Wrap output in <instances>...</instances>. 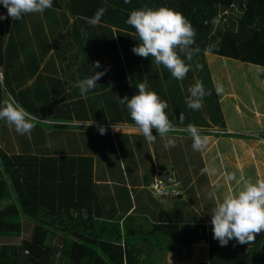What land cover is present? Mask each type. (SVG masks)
<instances>
[{"label":"crops","instance_id":"1","mask_svg":"<svg viewBox=\"0 0 264 264\" xmlns=\"http://www.w3.org/2000/svg\"><path fill=\"white\" fill-rule=\"evenodd\" d=\"M57 12L60 13L58 10ZM64 18L65 25L63 24ZM37 21L41 24V29L37 31L38 36L36 34L32 36L31 25L26 23L25 28L31 33L32 38L29 44L24 46L23 53L20 51L23 47L18 48L20 52L19 57L16 58L14 70L19 83H13L11 92L17 93L29 89L30 93L46 91L52 96L57 93L64 94L58 97L60 102L58 105L61 109L59 115L63 117L42 118L38 122L35 121V124L32 122L34 127L28 136L36 150L31 149L30 153H24L28 147L18 146L16 140H2L8 138L13 133V129L11 125L1 121L2 126L8 125L9 129L1 128L0 130V147L8 154L17 153L26 156L36 154L58 157L71 155V153L92 155L93 180L98 191L101 210L118 223L121 237L124 236L127 226L130 230L135 229V233L130 235L131 244L128 247L129 253L135 258L131 264H209L210 252L216 253V259L227 258L224 264H264V232L254 234V239L240 244L237 251H232L230 241L225 246L217 245L215 249L210 247L211 244L212 246L214 243L218 244L217 240L212 238L210 223L211 211L216 203L229 193H234L242 187L244 182L254 183L257 179L264 180V127L251 128L249 124L242 125L241 127L245 129L240 133L242 135L232 134L238 131L237 127H227V125H233L229 122L227 124L221 108L223 99L231 98L232 109L236 113H241L248 106L244 98L237 96L229 87H226L228 89L221 94H217L214 90L219 110L215 109L205 114L207 126H196L198 134L201 137H207V144L201 150H193L196 158L190 155L191 151L185 148L182 150L180 161L183 165L179 164L182 166L181 175L177 166L173 164L172 157L163 155L170 149V146L165 147V144L171 137L174 141L180 139L178 141L186 147L188 144L191 145L192 137L189 134L185 136L166 135L165 137L153 134L156 135L154 142L148 143L139 133L135 123L92 120L89 110L91 106L83 101L86 97H81L78 88L74 87L78 79L91 73L82 75L77 71L78 67L87 62V55L79 52L80 44L83 42L80 36L75 38V42L68 33V31L73 32V17L66 10L60 13L59 27L56 31L58 35H55L54 27L51 32L45 21L38 17ZM3 22L5 20L0 21V25ZM79 26L83 28L80 24L76 25L74 33L80 35ZM21 27L23 29V26ZM2 28L5 31V28ZM23 30L19 34L22 35ZM58 45L65 46L66 51H56ZM32 49V54L26 52ZM208 71L212 81L213 75L209 68ZM140 76H137L136 84L145 82L142 74ZM213 83H216L215 80L212 81L214 88ZM147 89L154 91L148 87ZM9 92L4 97V102L14 100ZM79 99L82 100L83 108H85L84 115L89 116L84 119H76L73 115L72 102ZM45 108L48 110L49 106L45 105ZM66 110L71 114V118L66 117ZM253 112L258 117L253 125L264 124L260 118H264V111L254 110ZM100 124L106 129L104 134L97 131V125ZM173 126H175L174 132L186 131V126ZM41 137L46 139L45 143L40 142ZM49 137L51 141L47 139ZM100 137L112 138L111 144L109 142V149L105 153L96 149L98 145L91 142L99 140ZM37 147H39L38 151ZM10 148L15 150L11 151ZM160 157H162L161 162L168 163L167 166L170 167L159 168L157 165L160 163L158 161ZM144 160H148L154 166V170L148 175L145 174L147 167L143 163ZM58 169L59 167L54 165L50 167L49 172L46 171V167L39 170L43 174L52 172L61 175ZM165 170L167 171L164 172ZM68 174L69 171L66 170L64 177ZM129 174L130 177H128ZM3 176L7 178V174ZM168 176L176 180L177 186L174 188L179 191V194L168 197L154 194L150 187L151 182L155 178L165 180ZM229 176L233 178L228 179ZM41 180V177H27L26 181H21L22 190L20 187L19 189L23 194L26 195L30 189L32 190L27 195L28 199L25 198L27 203L22 204V207L18 205L19 233L18 235L0 234V248L2 246L8 248L4 254L5 260L12 259L14 252L24 257L28 251L22 249L23 241H29L35 231L39 230L43 234L46 230L52 252L46 259L29 256L27 263L17 260L15 263L0 261V264H64L60 258V248L63 241L70 235L57 222L51 223L59 214L61 215L57 208V195L51 193L50 188L47 189L49 183L51 184L49 179L46 178L48 182L46 188L40 185ZM237 181L240 183L238 184ZM217 185L219 188L216 187ZM8 188L11 191V187ZM41 194L44 195L42 199L44 204L42 200L35 202L30 200V197L34 195L36 198H41ZM10 200L13 202L15 200L13 191L10 192V199L0 201V208H6ZM32 203L41 205L34 211ZM170 221L179 222V226L190 225V228L179 229L169 234ZM47 222L50 223L47 224ZM182 233L189 234V237H182ZM202 233H204L202 236L204 238H200ZM159 239L169 241L170 246L162 244ZM209 241H211L210 244ZM222 247L228 257L221 254L220 248ZM187 252L189 256L183 258L182 253ZM240 252L249 259L244 260ZM122 263L127 264L124 251Z\"/></svg>","mask_w":264,"mask_h":264},{"label":"trees","instance_id":"2","mask_svg":"<svg viewBox=\"0 0 264 264\" xmlns=\"http://www.w3.org/2000/svg\"><path fill=\"white\" fill-rule=\"evenodd\" d=\"M160 6L179 12L194 31V42L190 46L191 58L185 59L183 53L177 52L189 65L185 77L179 81L171 77L162 65L151 63L150 57H140L131 51L137 40L135 30L125 23L129 12L138 8ZM101 7L105 11L100 23L95 26L86 25L85 18H90ZM57 10L60 13L63 10L68 11L74 20L73 32L68 31V33L75 42V38L79 36L83 41L79 52L87 55V62L78 67L77 71L84 75L99 70L94 67L96 61H99L100 68L107 69L83 100L91 106L90 117L95 121L134 123L125 105L120 103V99L125 96L131 97L138 92L135 87L137 84L133 82V79L131 80V77L138 79L137 76L141 77L142 74V79L145 80L148 88L153 89L158 97L167 103L168 107L164 111L172 125L207 126L205 114L219 108L214 97V88L204 53L211 52L264 66V0H128V3L124 0H53V6L42 13H29L18 21L6 17L5 22L0 25V66L3 75L0 82V104L4 102V97L10 91L9 95L14 101L35 117L32 121L34 124L42 118L63 117L59 115L61 109L58 105L60 103L58 97L64 94L57 93L52 96L46 91L30 93L29 89L17 93L11 92L13 83H19L14 70L16 58L19 57L20 51L24 52V46L29 44L32 38L31 33L32 36L35 34L38 36L37 31L41 29V24L37 21V17L45 21L51 32L54 27L55 35H58L56 31L59 27L60 13ZM220 11L222 14L219 13ZM0 12L6 13V9L0 6ZM26 23L31 25V33L27 32ZM63 24L65 25V18ZM78 24L83 26V28L79 26L80 35L74 33V28ZM21 30H23L22 35L19 34ZM24 43L25 45H22ZM19 47L23 49L19 51ZM32 51L33 49L26 52L32 54ZM56 51L64 52L66 48L58 45ZM196 64L200 65L199 69L195 67ZM126 70H132L133 75L125 76ZM196 81H200L209 94L203 97L204 105L193 111L186 106L185 97L188 95V88ZM72 104L74 118L89 117L84 115L85 108L81 99L73 101ZM45 105L49 106L48 110ZM66 113L67 110L65 115ZM66 117L71 118V114L67 113ZM47 139L51 141L50 137ZM45 141L46 139L41 137L40 142L45 143ZM91 142L98 145L96 149L105 153L109 149L112 138L100 137L99 140ZM38 150L39 147H37ZM54 165L59 167L61 175L52 172L43 174L39 170L46 167V171L49 172L50 167ZM66 170L69 174L64 177ZM5 174L7 178L3 176ZM27 177H41L42 180L39 182L41 186L43 185L42 188L48 186L46 178L49 179L51 184L49 183L47 189L50 188L51 193L57 195V208L61 215L59 214L51 223L57 222L70 235L63 241L60 248V258L64 264H123V251L126 263L133 262L135 258L129 253L128 247L131 244L130 235L135 233V229L130 230L127 226L124 230V238L121 237L118 223L101 210L98 191L93 180V157L90 154L71 153V155L58 157L36 154L26 156L17 153L8 154L0 147V201L10 199L11 191L15 196L14 202L10 200L6 208H0L1 235H18L19 233L18 205L22 207V204L27 203L25 198L28 199L27 195L32 190L30 189L26 195L21 191V181H26ZM8 187H11V191ZM43 198V194L41 198H36L34 195L30 197V200L35 202ZM47 198L49 200V196ZM42 204H44L43 200ZM40 205L32 203V208L35 211ZM185 228L189 229L190 225L179 226L177 221H170L168 224L169 234ZM44 231L43 234L39 230L35 231L29 241H23L22 249L28 251L25 254L26 257H21L18 252H14L12 259L5 260L4 254L8 248L2 246L0 261L15 263L18 260L27 263L29 256L48 258L52 249L49 246L47 232ZM202 236L204 233L200 238ZM122 241L123 245H121ZM217 245L219 244L214 243L210 247L215 249ZM240 254L245 258L244 260L249 259L248 256H243L242 252ZM215 256H217L216 253L210 252L209 264L225 263L222 257L216 259Z\"/></svg>","mask_w":264,"mask_h":264},{"label":"clouds","instance_id":"3","mask_svg":"<svg viewBox=\"0 0 264 264\" xmlns=\"http://www.w3.org/2000/svg\"><path fill=\"white\" fill-rule=\"evenodd\" d=\"M128 3V0H124ZM0 6L6 9L0 12V21L6 17L20 20L29 13H42L53 6V0H0ZM105 9L98 8L90 18H85L86 25L95 26L100 23ZM125 23L135 30L137 43L132 46L133 54L140 57H150L151 63L162 65L171 77L182 80L189 70V65L177 54H184L185 59L191 58L190 46L193 44L194 31L190 23L179 12L160 6L156 8H138L129 12ZM95 70L90 75L78 79L74 87L78 88L81 97L96 86L97 80L104 75L106 68H100L99 61L95 62ZM197 69L200 68L196 64ZM93 68V67H92ZM138 92L131 97L120 99L124 104L131 120L137 126L145 142H154L156 135L165 137L175 131L164 109L168 107L164 100L147 89L146 82L135 86ZM214 90L221 94L224 89L219 83L214 84ZM209 93L200 81L188 88L185 104L193 111L202 106L203 97ZM35 119L23 106L10 101L0 104V120L11 125L17 134H28L34 127ZM155 129L156 135H153ZM97 131L104 134V125H97ZM186 131L192 137L191 147L194 151L201 150L207 144V137H201L195 126L189 124ZM175 141L169 137L165 147L174 146ZM229 176L228 179H232ZM239 184L240 182L237 181ZM219 188V185L216 186ZM212 238L220 246L229 241L245 244L254 239V234L264 232V180L244 182L234 193L224 196L211 211L210 217Z\"/></svg>","mask_w":264,"mask_h":264},{"label":"rangeland","instance_id":"4","mask_svg":"<svg viewBox=\"0 0 264 264\" xmlns=\"http://www.w3.org/2000/svg\"><path fill=\"white\" fill-rule=\"evenodd\" d=\"M219 13L222 14V11H220ZM204 59H205L206 66L210 69V73L213 75V77L211 76L212 81L214 82L215 80L216 83L221 84L223 86L224 91L228 89L226 87H229V89L233 90L237 96H239L240 98H244V100L248 104L246 110L241 111V113H236V111L232 109V105L230 104L231 98L223 99L222 101L223 104H221V108H222L224 117L227 121V124L229 122L233 125V126L227 125V127H237L236 129L238 130L237 132H234L232 134H240L241 132H244L242 131L244 129L243 127H241L242 125L246 126L249 124L248 126L251 128L252 127H256V128L264 127V124H260L259 126L253 125L255 123V120L258 119V117H256V115L253 114L254 113L253 111L254 110L264 111V66L255 65V64L245 62V61H240L238 59H234L231 57L220 56L217 54H213L211 52H205ZM132 75H133L132 70H126L125 76L130 77ZM132 79H133V82H135L136 84V80H135L136 77L134 79V76H133L131 77V80ZM132 89H133V86H132ZM202 104L204 105L203 102ZM260 118L264 122V118L262 117ZM2 128L9 129L8 125H4L2 126ZM11 129H13V127H11ZM152 133L156 134L155 131H152ZM187 134L188 132L181 131V132H170L166 135L185 136ZM8 138H12V139H8ZM8 138H3L2 140L3 141L16 140V144H18V146L25 145V148L28 147V149L24 153H30L29 151L31 149L36 150L28 134H20V135L18 134L17 135V133L13 129V133L9 135ZM178 140H176L177 142L175 141V145L170 146V149L164 152L163 155L172 157L173 164L177 166L179 172L182 175V172H181L182 166L179 165V164L183 165L182 161H180L182 158V150L187 149V151H191L190 155L193 156L194 158H196V154L193 153V149L191 145L188 144L186 147H184V144L182 142H179ZM44 147H46V145ZM10 150L14 151L15 149L10 148ZM161 160H162V157H160L158 160L160 162L157 165L159 168L170 167V166H167L168 163L163 164ZM143 163H145L147 167L145 169L147 171L145 173L146 175H148L150 171L152 172V170H154V166H152L148 160H144ZM166 171L167 170H165L164 172ZM130 176L131 175L129 174L128 177ZM159 242H161L162 244H167V245L169 244V241L167 242L165 239L162 241L161 239H159ZM230 244H231V248H233L232 251L239 250L240 248L239 243H236L235 241L232 240L230 241ZM224 250L225 249L223 247L220 248L221 254L226 255L228 257V254L227 253L225 254ZM182 255H183V258H186L189 256L188 252L182 253ZM224 260H227V258H225Z\"/></svg>","mask_w":264,"mask_h":264},{"label":"built area","instance_id":"5","mask_svg":"<svg viewBox=\"0 0 264 264\" xmlns=\"http://www.w3.org/2000/svg\"><path fill=\"white\" fill-rule=\"evenodd\" d=\"M2 69L0 66V80H2ZM177 186V182L173 177L168 176L165 180L161 178H155L151 182L150 187L154 194L160 197L177 196L179 191L174 187Z\"/></svg>","mask_w":264,"mask_h":264},{"label":"water","instance_id":"6","mask_svg":"<svg viewBox=\"0 0 264 264\" xmlns=\"http://www.w3.org/2000/svg\"><path fill=\"white\" fill-rule=\"evenodd\" d=\"M187 236L189 237V234L182 233V237Z\"/></svg>","mask_w":264,"mask_h":264}]
</instances>
